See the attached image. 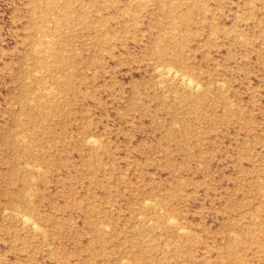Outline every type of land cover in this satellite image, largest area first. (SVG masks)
<instances>
[{
	"label": "rangeland",
	"instance_id": "rangeland-1",
	"mask_svg": "<svg viewBox=\"0 0 264 264\" xmlns=\"http://www.w3.org/2000/svg\"><path fill=\"white\" fill-rule=\"evenodd\" d=\"M0 264H264V0H0Z\"/></svg>",
	"mask_w": 264,
	"mask_h": 264
},
{
	"label": "bare ground",
	"instance_id": "bare-ground-1",
	"mask_svg": "<svg viewBox=\"0 0 264 264\" xmlns=\"http://www.w3.org/2000/svg\"><path fill=\"white\" fill-rule=\"evenodd\" d=\"M43 45V44H42ZM40 46V45H39ZM48 53V52H47ZM168 67V66H167ZM158 69V68H157ZM159 71V70H158ZM178 71V70H177ZM161 72V71H160ZM164 73H166V75H171V76H179V78H181V80H182V82L183 83H185V85L187 86V87H189V88H191V89H194L195 90V88H197V84H196V82H194V80H192L190 77H188V76H186L185 74H183V73H178V72H176V71H173V69H170V68H168V69H166L165 71H164ZM192 76V75H191ZM48 78V77H47ZM175 80V79H174ZM201 84V83H200ZM52 86V85H51ZM160 86V85H159ZM200 86V85H199ZM53 87V86H52ZM200 88V87H199ZM42 90H44V89H42ZM45 91V90H44ZM46 91H47V89H46ZM50 92V91H49ZM39 93V92H38ZM47 93H48V91H47ZM48 96V95H47ZM43 98V97H42ZM41 98V99H42ZM44 99V98H43ZM43 101V100H42ZM41 102V101H40ZM36 108V107H35ZM39 112V111H38ZM89 136V135H88ZM94 137V136H93ZM24 140H26V139H24ZM31 140H33V139H31ZM86 141H88L89 143H91V144H93V143H95V140L92 138V137H90V138H88ZM27 142V141H26ZM31 145V144H30ZM99 146V145H98ZM96 148V147H95ZM29 166H31V165H29ZM28 166V167H29ZM34 166V165H33ZM37 169V168H36ZM33 179V178H32ZM29 193V192H28ZM149 203L151 202V201H148ZM153 202V201H152ZM155 203V202H154ZM150 204H152V203H150ZM147 205V204H146ZM20 211V210H19ZM15 212H16V210H15ZM18 212V211H17ZM22 213V212H21ZM18 214H20V213H18ZM21 215V214H20ZM19 215V216H20ZM18 217V216H17ZM21 219H22V221L25 223V224H27V225H33L35 222L33 221V220H31L29 217H27L26 216V214H24V213H22V215H21ZM22 225H23V223H22ZM36 225H39L38 223L37 224H35V226H33L34 228H35V230L36 229H38V228H36ZM39 227H40V225H39ZM39 229H41V227L39 228ZM181 229V228H180ZM179 229V230H180ZM178 230V231H179ZM184 230V229H183ZM181 231H182V229H181ZM184 231H186V230H184ZM183 231V232H184ZM180 232V231H179ZM126 258H128V257H126Z\"/></svg>",
	"mask_w": 264,
	"mask_h": 264
}]
</instances>
